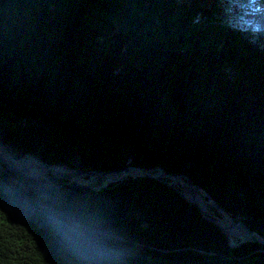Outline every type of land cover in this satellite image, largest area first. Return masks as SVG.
<instances>
[{"label":"trees","instance_id":"obj_1","mask_svg":"<svg viewBox=\"0 0 264 264\" xmlns=\"http://www.w3.org/2000/svg\"><path fill=\"white\" fill-rule=\"evenodd\" d=\"M263 22L264 0H0V142L160 167L264 239ZM0 264H264V246L230 245L167 177L94 188L0 163Z\"/></svg>","mask_w":264,"mask_h":264},{"label":"water","instance_id":"obj_2","mask_svg":"<svg viewBox=\"0 0 264 264\" xmlns=\"http://www.w3.org/2000/svg\"><path fill=\"white\" fill-rule=\"evenodd\" d=\"M0 147L3 148V151H4V154L6 156L7 159H10V160H13L11 158V156L9 155V152L7 150V148L0 142ZM3 165H5L9 170L17 173V174H21L27 178H33V179H41L43 176H33L32 174H24L23 172H21L20 170L16 169L14 166H10V165H6L5 163H2ZM40 166H64L66 168H70L73 170L72 174L70 173H67V172H57L55 174H52L49 172L48 175L50 176H55V177H59V178H68L72 175H93V176H97V175H106V174H110V173H117V172H121V171H127L129 172L130 169H134V170H137L138 173L135 174V175H127V176H148V177H152V178H160V177H167L171 180V183L174 184L177 188H179V193L181 194V196L183 198H185L187 201H190L192 202L193 204H195L196 206H198L202 212V216L209 220V221H212L214 222L215 224H217L222 230L223 232L226 234V236L228 237L225 229H224V226L218 221V217L217 219H214L212 218L209 214L203 212V210L201 209L199 203L197 202V200H194V199H188L186 198L183 193H182V185L180 184V176L179 175H174V174H168L167 172H165L163 169H161L160 167H155L153 169H143V168H140V167H136V166H129L127 168H120V169H116V170H107V171H99V170H82L80 168H74V167H71L69 165H61V164H39ZM154 171H157L156 173H154ZM69 182H73V183H76V184H79V185H86V186H90L88 184H84L82 182H76V181H72L69 179ZM184 186L188 187L189 189H193L195 190L200 196L204 197L203 195V190L199 187H196L195 185H192L188 182H185L184 181ZM91 187V186H90ZM207 196V195H206ZM210 200V199H208ZM213 204L211 205L212 208L216 209L219 213H223V214H226L228 215L232 220H233V223H237V224H240L242 227H244L249 233H250V238L247 239V240H253V241H257L259 243H261L263 246H264V239L257 235L255 232L251 231L250 228L245 224L243 223L242 221L240 220H234L225 210H223L219 205H217L216 203L212 202ZM262 238V239H261ZM246 241V240H244Z\"/></svg>","mask_w":264,"mask_h":264},{"label":"bare ground","instance_id":"obj_3","mask_svg":"<svg viewBox=\"0 0 264 264\" xmlns=\"http://www.w3.org/2000/svg\"><path fill=\"white\" fill-rule=\"evenodd\" d=\"M250 1V0H249ZM257 3V2H256ZM199 4V3H198ZM260 20V19H259ZM264 23V22H263ZM0 163H5L6 165L14 166L16 169L20 170L24 174H32L33 176H42L46 174L47 172L50 173H57V172H67L72 174L73 170L70 168L66 167H60V166H34L29 163L27 160H22V161H15V160H10L7 159L3 148L0 147ZM138 171L134 169H130L129 172L127 171H121L117 173H110L106 175H72L69 177L70 180L76 181V182H83L87 177L91 178L90 180H98L100 178L106 179V180H112V179H117L121 178L127 175H135L137 174ZM180 184L182 185V193L183 195L188 198V199H194L197 200L199 205L202 207L205 213H212L211 211V205L213 203H210L207 199H201V196L193 189H189L188 187L184 186V181L180 177ZM221 213V215L218 217V219L221 221L220 223L224 226V229L227 233L228 236H236L241 238L242 240H247L250 238V233L244 228V227H238L237 223H233V220L226 214ZM262 239V238H261Z\"/></svg>","mask_w":264,"mask_h":264},{"label":"rangeland","instance_id":"obj_4","mask_svg":"<svg viewBox=\"0 0 264 264\" xmlns=\"http://www.w3.org/2000/svg\"><path fill=\"white\" fill-rule=\"evenodd\" d=\"M22 160H27V161H29V163L31 165H34V166H37V165L41 164V163H38L36 160H34L32 158H23L21 160H15V161H22ZM60 167H64V166H60ZM47 174H49V172H47L46 174L42 175L43 176L42 178H46ZM124 177H126V176H124ZM124 177L117 178V179H112V180H106V179L100 178V179H98L96 181L95 180H90L91 178L87 177L82 183L88 184V185H90L91 187H94V188H99V187H102V186H104V185H106V184H108L110 182H115V181H117L119 179H122ZM203 198L204 197L201 196V199H203ZM208 201H210V203H212L211 200H208ZM211 209H212V207H211ZM207 214L212 215V213L210 214L208 212H207ZM218 221L221 222L219 219H218ZM228 240H229L230 245H232V246L236 245L238 242L244 241L241 238L236 237V236H234V237L233 236H228Z\"/></svg>","mask_w":264,"mask_h":264}]
</instances>
